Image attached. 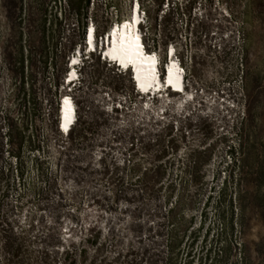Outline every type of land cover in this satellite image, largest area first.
<instances>
[{"label":"rangeland","instance_id":"374dc122","mask_svg":"<svg viewBox=\"0 0 264 264\" xmlns=\"http://www.w3.org/2000/svg\"><path fill=\"white\" fill-rule=\"evenodd\" d=\"M119 1L124 19L129 20L138 5L136 0ZM94 3L104 16L114 12L107 8V0H91V7ZM184 5L186 11L176 9ZM10 13V3L0 0V38L12 30ZM139 14L145 21L143 12ZM73 23L62 22L64 33L55 56L61 90L58 120L60 124L62 99L68 97L77 120L73 130L92 129L89 147L72 156L62 154L64 148L58 145L66 147L68 139L60 132L52 139L47 167V176L54 182L52 190L43 194L47 185L37 180L35 165L29 163L27 185L35 184L42 195L20 199L21 191L15 189L0 200V263H4L6 254H16V238L22 232L29 254H64L69 247L79 254L84 248L87 264L92 260L96 264H139L151 258L158 246L165 256L166 237L156 239L157 219L151 215L154 204L145 206L135 189L127 187L125 166L135 155L144 166L147 162L168 160L176 183L193 162L208 160L203 170L206 187L202 202L210 196V205L204 223L202 203L197 208L195 234L185 243V253L189 251L195 257L193 264L206 254V249L219 246L224 249L222 254L227 255L228 264H236L243 255L264 264V0L164 1L159 18L152 21L155 29L151 39L155 38L157 45L153 48L149 39L150 49H145L156 54L163 75L164 57L168 61L169 52H174L173 59L182 63L185 72L183 94L169 90L157 97L139 94L130 71H120L103 61L100 52L108 48L106 35L98 38L95 53L88 54L82 43L67 55ZM115 25L118 24L113 23L111 29ZM92 26L90 23L88 27ZM78 50L81 57L76 54ZM75 54L82 61L78 68L71 66L76 63ZM176 56L183 61L180 63ZM2 65L0 43L3 100L9 85ZM72 68L78 79L69 83ZM52 74L49 68L44 76L41 93L46 99L53 93ZM246 87L254 97L249 118ZM242 122L253 129L256 137V149L249 161L254 173L248 180L257 187L243 185L247 191L243 194L245 218L241 227L234 224L233 234L226 240L231 244L228 248L223 241L228 229L218 217L216 203L225 180L227 198H236L235 181L231 179L236 171L228 148L236 146V127ZM6 157L0 162L1 169ZM117 165L124 185L115 189L109 177ZM104 169L109 171L107 175L103 174ZM160 207L162 212L168 209L164 200ZM220 212L227 217L226 207ZM237 213L235 209L236 216ZM205 231L209 235L203 241ZM92 236L97 237V243L86 242Z\"/></svg>","mask_w":264,"mask_h":264},{"label":"trees","instance_id":"16d2710c","mask_svg":"<svg viewBox=\"0 0 264 264\" xmlns=\"http://www.w3.org/2000/svg\"><path fill=\"white\" fill-rule=\"evenodd\" d=\"M10 3L13 26L10 32L0 38L3 45V69L8 76L9 90L2 100L0 90V162L6 155L4 168H0V200L7 198L9 191L20 190L19 198L24 196H41L42 190L35 184L27 185L26 174L28 164L33 163L37 172V180L45 182L47 189L43 194L52 190L53 180L47 176L51 144L54 136L61 135L59 130V96L60 80L56 70L55 56L64 33L63 21L73 20L72 34L69 38L67 55L74 51L75 46H86V33L89 24L94 26L95 47L98 46V38L109 33L113 23H124V14L119 0H107V8H113L114 12L106 16L101 14L98 4H92L91 0H5ZM165 0H136L139 11L143 12L140 24V33L147 49L152 31L155 29L153 20L159 18V12ZM186 1V0H185ZM187 6H177V10H187ZM183 13V12H182ZM131 16V15H130ZM61 17L62 20H59ZM153 48L157 45L155 38L151 39ZM95 48V49H96ZM66 55V56H67ZM179 62L183 58L176 56ZM167 60L165 55L164 61ZM182 64V63H181ZM53 70V93L51 97L42 96L45 72ZM0 70V74H1ZM0 80V89H1ZM83 83V78L80 79ZM247 101L245 104L247 117L254 97L249 94L246 87ZM77 122V120H76ZM75 126V124H74ZM73 126V127H74ZM65 134L68 141L62 154L70 155L85 147H89V137L92 129L83 127L76 132L73 130ZM236 146L228 148V156L233 160L232 173L236 198H227L228 182L225 180L219 191L217 200L218 211L226 207L227 217L224 212H218V217L223 220L228 232L224 233V242L231 238L234 224L241 227L245 218L246 208L243 204V194L247 191L244 187L256 188L253 181H249V175H253V167L249 168V161L256 149V137L252 128L240 123L236 127ZM129 165L125 166L129 182L127 187L135 189L137 197L142 203L154 204L151 215L157 219L156 239L166 237L165 251L162 253L160 246L155 249L151 258L145 259L139 264H193L194 258L189 251L185 253V243L194 235L195 212L202 203L201 222L206 219V210L210 205V196H206L202 202L205 191V175L203 170L208 165V160H198L187 167V173L179 178L176 183L170 175L171 163L163 160L157 163L137 160L132 155ZM253 169V170H252ZM113 176L109 177L113 188L124 185L123 177L119 173V166L115 168ZM109 171L103 170L107 175ZM121 192V191H120ZM116 195L118 191L115 192ZM164 200L168 205L165 212L161 211L160 203ZM236 206V207H235ZM235 209L238 211L237 216ZM236 217V221H235ZM6 232V230H2ZM209 231L203 234L206 240ZM24 233L18 238L16 254H6L3 264H87L86 250L82 248L76 254L73 247L65 250L64 254H29ZM97 243V237L92 236L86 242ZM223 243V242H222ZM221 243V244H222ZM224 243V245H225ZM220 244V245H221ZM227 244V243H226ZM223 245V244H222ZM228 248L231 244H227ZM205 249V248H204ZM203 249V250H204ZM221 246L206 249V254L199 257L195 264H228L226 254ZM257 255V254H256ZM185 256V257H184ZM185 258V260H184ZM142 261V260H141ZM1 264V263H0ZM89 264H96L95 260ZM236 264H262L259 259L240 257Z\"/></svg>","mask_w":264,"mask_h":264},{"label":"bare ground","instance_id":"6f19581e","mask_svg":"<svg viewBox=\"0 0 264 264\" xmlns=\"http://www.w3.org/2000/svg\"><path fill=\"white\" fill-rule=\"evenodd\" d=\"M136 8L132 13L133 16H131L129 20L124 21V23L126 24L121 28V37H122L121 40H119V37L115 32V34H113L112 37L109 36L108 48L105 49L107 50L106 52L110 57L117 59V61L122 65H125V67L129 66L130 64L133 65L132 68H130L129 66L127 71L131 72V76H132L131 79L135 87L137 85L143 91H148V90L155 91L162 84V80L160 78L158 79L157 74L154 73L155 69H157L156 67L157 59L155 56L143 55V52L138 47L139 42L137 39L139 38L138 37L139 34L135 35V38H133V34H129V32L133 30V25L135 26L141 18L139 12L137 15ZM92 28H94V26H92ZM111 39L112 42L110 43ZM88 40L90 45L94 46L93 43L90 41L91 34L89 35ZM105 49L103 48V51ZM132 70H134V72ZM167 85H169V87H172L176 91L183 89V92H185V86L184 83H182V76L175 65H172L171 68L169 69L167 75ZM174 93L176 92H173L172 94ZM73 110H74L73 104L71 103L69 98L66 97V100L63 103V113H62L63 117L62 119H60V124H59V130L62 134H65L64 132L66 131V129H68L69 125L73 121L74 118L72 113ZM60 125L62 129L60 128ZM72 127L73 126H71V128ZM69 131L70 129L67 132Z\"/></svg>","mask_w":264,"mask_h":264},{"label":"clouds","instance_id":"9594fccd","mask_svg":"<svg viewBox=\"0 0 264 264\" xmlns=\"http://www.w3.org/2000/svg\"><path fill=\"white\" fill-rule=\"evenodd\" d=\"M138 32H140V31H138ZM137 32V34H139ZM139 38L142 40L143 38H142V35L141 34H139ZM143 41V40H142ZM155 57H156V59H157V65H156V67H157V69L156 70H158L159 71V69H160V63H159V59L157 58V56H156V54H155ZM177 59V58H176ZM160 72V71H159ZM73 121L71 122V124L69 125V127L71 128V126H74L73 124H75V122H76V115H75V109H74V114H73Z\"/></svg>","mask_w":264,"mask_h":264},{"label":"water","instance_id":"95a60500","mask_svg":"<svg viewBox=\"0 0 264 264\" xmlns=\"http://www.w3.org/2000/svg\"><path fill=\"white\" fill-rule=\"evenodd\" d=\"M86 38H87V35H86Z\"/></svg>","mask_w":264,"mask_h":264}]
</instances>
